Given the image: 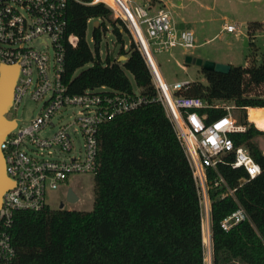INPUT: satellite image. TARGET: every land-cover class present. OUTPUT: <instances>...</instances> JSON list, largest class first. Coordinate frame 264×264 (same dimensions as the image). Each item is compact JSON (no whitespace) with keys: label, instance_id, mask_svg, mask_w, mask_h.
Masks as SVG:
<instances>
[{"label":"trees","instance_id":"obj_1","mask_svg":"<svg viewBox=\"0 0 264 264\" xmlns=\"http://www.w3.org/2000/svg\"><path fill=\"white\" fill-rule=\"evenodd\" d=\"M90 0H66V38L63 80L69 93L106 86L130 92L133 87L154 96L151 75L141 54L130 41L127 48L112 12ZM94 52L86 41L89 20ZM112 26L121 47L118 56L99 58L101 27ZM251 24L249 33L262 29ZM89 65V66H87ZM185 66L189 65L184 63ZM87 66V67H85ZM226 74L203 70L204 79L190 81L184 96L201 98L209 123L224 114L210 107L233 104L244 133L231 134L234 146H243L260 167L249 178L242 168L219 164L225 184L215 190L217 174L209 170L211 264H264V153L256 139L264 129L247 119V108H264V54L255 53L244 66L229 65ZM259 128V129H258ZM230 160V157H228ZM94 199L90 211L51 209L17 211L10 228L16 252L14 264H205L199 196L186 156L163 107L152 102L104 123L99 132ZM241 180L244 182L241 184ZM236 189L233 196L221 194ZM241 206L249 219L225 231L221 221Z\"/></svg>","mask_w":264,"mask_h":264},{"label":"built area","instance_id":"obj_2","mask_svg":"<svg viewBox=\"0 0 264 264\" xmlns=\"http://www.w3.org/2000/svg\"><path fill=\"white\" fill-rule=\"evenodd\" d=\"M123 1L126 6L123 15L104 0H90L87 4H103L128 30L150 72L154 96H147L140 88L118 92L106 86L88 88L80 94L69 93L63 80L65 42L75 45L76 38L65 36L66 0H0V66L18 67L12 103L4 114L16 124L0 143L5 174L13 184L0 201V264L15 263L16 252L10 234L14 213L43 210L48 206L47 192L65 185L73 175L94 176L101 126L145 104L159 103L171 123L196 185L202 225L205 223L209 239V170L217 174L211 183L213 190L225 184L218 173L219 164L242 168L250 179L260 173V167L247 150L243 146L235 147L230 137L246 131V126L238 121L233 104L211 105L222 109L224 114L207 123V115L200 111L209 105L199 97L178 94L189 81L169 84L156 71L153 52L193 49L194 33L179 29L167 9L151 12L148 4ZM128 15L131 23L127 21ZM223 29L235 33L237 26L225 24ZM25 95L39 103L40 108L27 124H19L16 118L7 115ZM69 110L71 122H60ZM76 133L82 138L77 151L74 149ZM235 190L228 189L221 198L233 196ZM248 219L244 209L238 206L221 221V227L228 231Z\"/></svg>","mask_w":264,"mask_h":264},{"label":"rangeland","instance_id":"obj_3","mask_svg":"<svg viewBox=\"0 0 264 264\" xmlns=\"http://www.w3.org/2000/svg\"><path fill=\"white\" fill-rule=\"evenodd\" d=\"M132 4H148L155 9L159 8L158 0H129ZM173 5L169 7L172 15L180 13L191 19H196V24L193 28L195 36L196 48L190 50H184L181 48H175L170 52H153L154 62L158 67L160 75L164 80L171 84L175 81H201L204 82L200 67L195 64L184 65V58L190 53L193 56H200L203 58H209L210 61L215 63H221L218 61H231L233 65L244 66L248 62L250 56L255 53V63L259 64L262 61V54H264V27L254 33H249L248 27L251 24L260 23L264 25V0H169ZM204 5L207 6L208 11L204 10ZM114 20V18L112 17ZM93 18L89 20L86 29V41L89 48L94 52V42L92 38ZM221 24H232L237 26L235 33L228 34L225 31L218 34L207 44H201L205 39H208L210 30L212 32L219 33ZM117 26L120 31L123 29V25L117 22ZM101 41L99 43V58L104 61L106 55L116 57L118 62L122 59L118 56L120 50V43L116 41V38L112 34V26L106 24V30L101 27ZM205 31V35L202 33ZM202 32V33H201ZM123 41L125 43L124 49L128 44L133 42L131 35L125 32H121ZM35 44V42H34ZM201 44V45H199ZM49 54H52V49L48 48ZM217 61V62H216ZM89 66V65H87ZM85 66V67H87ZM132 83L134 91H137L132 77L127 74ZM40 104L31 100L28 95H25L16 109L10 110L7 117L16 118L19 124H27L35 115L38 114ZM248 109V108H247ZM255 109V108H254ZM260 111L264 110L263 108ZM258 109V110H259ZM75 109H73V112ZM237 118H239L238 112H236ZM261 130L262 126L256 124ZM72 111L69 110L64 114L62 123L71 122ZM54 123H57V119H54ZM57 125V124H56ZM259 129V128H258ZM50 132V131H49ZM48 131L46 133H49ZM261 150L264 152V137L256 139ZM82 145V138L79 133H76L74 138V149L78 150V147ZM72 186L73 192L79 195V200L75 203H69L66 200L67 190L65 187ZM70 188V187H69ZM94 180L93 174H77L70 177L69 183L61 185L57 189L47 192L46 201L51 209H57L60 203H63V209L70 210H83L90 211L93 206L94 199ZM207 230L205 223L203 224V241L205 244V264H211V247L209 245ZM210 247L208 251V247Z\"/></svg>","mask_w":264,"mask_h":264},{"label":"water","instance_id":"obj_4","mask_svg":"<svg viewBox=\"0 0 264 264\" xmlns=\"http://www.w3.org/2000/svg\"><path fill=\"white\" fill-rule=\"evenodd\" d=\"M99 27V21L93 22V28ZM122 61L126 58L125 56H120ZM184 63L186 64H195L198 67H201L203 70L215 71L218 73L226 74L230 70L228 64L215 63L210 60H202L201 58H194L190 55H186L184 58ZM18 74V67L16 65H1L0 66V143L4 140L5 136L15 127L16 122L14 120H7L4 117V114L7 112L8 108L12 103V96L14 91V85ZM264 109V108H263ZM12 182L8 179L5 174L4 169V158L0 150V201L3 193L12 187ZM66 200L69 203H75L78 200L75 192L72 188L67 189ZM1 203V202H0ZM63 203H60L58 209H63ZM209 233V226H208ZM208 242L210 245V239L208 237ZM208 251L210 250L209 246Z\"/></svg>","mask_w":264,"mask_h":264},{"label":"crops","instance_id":"obj_5","mask_svg":"<svg viewBox=\"0 0 264 264\" xmlns=\"http://www.w3.org/2000/svg\"><path fill=\"white\" fill-rule=\"evenodd\" d=\"M158 4L160 5V7L159 8H164V9H167V10H169L170 11V9H169V7H171L173 4L172 3H170V1L169 0H158ZM159 8H154L153 6L151 7L150 6V11L151 12H155L157 9H159ZM204 10H206V11H208V8H207V6L206 5H204ZM171 12V11H170ZM171 14H172V12H171ZM173 16V19H174V21L176 22V25H177V27L179 28V29H189V30H191L192 32H193V28L195 27V25L196 24H199V23H197L196 22V19H191V18H189V17H186V16H184V15H181L180 13H178L177 15H172ZM224 25L225 24H221V26H220V30H219V33H215V34H213L214 32H212L213 30H210V34L208 35V36H211V37H208V39H205L204 41H203V43H201V44H207L208 42H210L212 39H214L216 36H218V34H219V36H220V34L221 33H223L225 30L223 29V27H224ZM226 32V31H225ZM202 33V32H201ZM226 33H228V32H226ZM228 34H231V33H228ZM202 35H205V31L202 33ZM201 44H199V45H201ZM197 47V45L195 44V47L194 48H196ZM193 48V49H194ZM190 56H192V57H194V58H201L202 60H210L209 58H203V57H200V56H193L191 53L189 54ZM217 62V61H216ZM218 62H221V63H223V64H228V65H233L232 63H231V61H224V62H222V61H218ZM248 110V109H247ZM69 183V181L66 183V184H68ZM65 184V185H66ZM70 188H72V190H73V187L72 186H69ZM69 187H65L64 189L65 190H67ZM75 192V191H74ZM76 194V196L78 197V200H79V195L77 194V193H75ZM77 200V201H78ZM48 207H49V205H48ZM58 209V208H57ZM70 210V209H69Z\"/></svg>","mask_w":264,"mask_h":264},{"label":"bare ground","instance_id":"obj_6","mask_svg":"<svg viewBox=\"0 0 264 264\" xmlns=\"http://www.w3.org/2000/svg\"><path fill=\"white\" fill-rule=\"evenodd\" d=\"M109 6L113 7L120 15L126 13V6L123 0H104ZM127 21L132 22L131 17L128 15ZM156 71L159 73L158 69ZM259 108H248V118L253 120L256 124L264 128V113ZM264 110V109H263ZM208 241V240H207Z\"/></svg>","mask_w":264,"mask_h":264}]
</instances>
